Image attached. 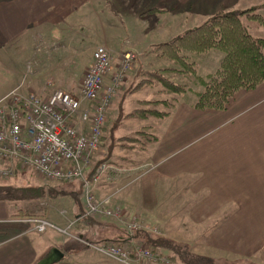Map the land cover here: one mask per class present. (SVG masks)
<instances>
[{
  "label": "rangeland",
  "instance_id": "1",
  "mask_svg": "<svg viewBox=\"0 0 264 264\" xmlns=\"http://www.w3.org/2000/svg\"><path fill=\"white\" fill-rule=\"evenodd\" d=\"M62 2L63 10H66L70 0ZM234 3L237 2L87 0L79 18L71 20L73 30L70 33L72 38H68L71 41L69 44L66 37L61 38V45L58 41L56 45L48 42L40 44L38 49L41 53L45 50L47 54L42 65L43 71L35 75L33 68L26 66L28 69L23 68L17 83H25L32 91L44 86L45 95L58 89L76 91L97 46H103L111 58V70L104 76L98 94L99 99L103 96L107 99L99 142L93 151L94 156L104 147L108 156L103 163L107 170L94 183L100 184L101 190L92 191L95 200L109 199L111 213L85 215L84 203L80 212L83 190H79L76 181L71 182L76 188L70 190L66 187L67 183L43 182L44 186L37 192L40 197L32 195L34 203L25 205L29 212H21L18 207L14 214L21 218H42L48 224L41 233L31 230L33 236L53 241L56 245L70 240L62 247L66 255L78 249L90 259H108L109 263L118 264H172L175 260L201 264L195 255L203 252L207 256L206 253L213 251L205 245L221 247L223 252L234 255V222L225 223L222 220L229 217L226 214L231 212L230 218L234 219V201L230 200L234 193L209 194L208 191L198 190V184L194 183L191 184L190 192L178 191L174 187V178L159 171L165 155L149 159L150 148L167 133V124L173 116L174 107L179 104L181 107L189 105L198 109L195 107L198 95L203 92L204 83L218 69L224 57V51L218 48L200 51L178 48L174 52L165 49L162 44L199 28L218 13L236 11ZM248 9L252 11L241 17L248 33L254 38H264V6ZM125 54L129 55L128 59H124ZM27 93L40 97L30 90L19 94ZM45 95L43 99L49 96ZM175 113L173 118H180L178 112ZM215 132L212 130L209 136H214ZM155 150L156 155H161V146ZM5 183L9 181L5 180ZM18 183H14V186ZM13 188L9 189L15 191ZM142 188L148 199L141 200L138 196ZM9 189L3 192L9 200L14 201L15 194ZM183 195L186 196L182 200ZM183 203L189 205L184 206ZM25 212L29 215L24 216ZM77 215L83 221L76 223ZM92 217L117 224L124 230L125 236L122 238H126V242L98 238L96 232L99 228L92 225L95 221ZM219 228H223V239L210 235V232H216ZM78 233L83 234L82 238L77 237ZM256 245L260 243L254 242L250 250ZM105 249H119L125 255L118 258L113 253L102 252ZM139 252L143 254L139 256ZM232 262L223 260L214 263L252 264ZM205 264H211L210 260H206Z\"/></svg>",
  "mask_w": 264,
  "mask_h": 264
},
{
  "label": "crops",
  "instance_id": "2",
  "mask_svg": "<svg viewBox=\"0 0 264 264\" xmlns=\"http://www.w3.org/2000/svg\"><path fill=\"white\" fill-rule=\"evenodd\" d=\"M80 1L70 0L69 7L63 10L62 0H0V100L17 89L21 94L30 90L41 98H45L42 97L46 94L43 92L44 86L32 91L28 85L25 86V83L22 85L20 82L17 83L18 78L23 68L28 69L26 66L33 68L35 75L43 71L42 65L47 54L45 50L41 53L38 49L41 43L48 42L56 45L58 41L61 45V38L66 37L67 40L72 38L71 20L79 18L87 2V0L83 3ZM234 2H237L234 3V10L264 6V0H234ZM70 42L69 40L67 44ZM77 90L68 92L76 94ZM87 105L83 102L79 112ZM175 111L180 118H173ZM171 115L173 116L167 124V133L150 148L149 159L161 158L165 155L159 171L171 176L169 178H174V187L178 191L190 192L191 184L194 183L198 184V190L208 191L209 194L212 192L234 193L230 198L234 201V219L230 218L232 212L226 214L230 215L229 217L222 219L225 223L234 222V255L228 251L223 252L221 247L205 245L213 251L206 253L207 256L203 252L198 253L199 255L195 252L197 254L195 256L204 257L210 260L211 264L223 260L233 261L232 263L242 261L264 264V81L252 89L235 92L222 110H201L189 105L181 107L178 104ZM71 123L84 131L87 130V123L82 124L75 117L72 118ZM212 130L216 132L210 137ZM157 146L162 147L161 155L155 153ZM107 156L104 147L93 156L91 166L85 173L89 181L96 165L103 163ZM2 166L3 164L0 163V167ZM0 179V187H15L13 189H18L17 191L41 188L44 186L43 182L63 183L47 181L30 168L19 167L15 168L13 176ZM5 180L9 183H5ZM75 181L81 191V183ZM17 182H19L18 185L14 186ZM67 185H70L66 186L68 190L76 188L71 182ZM90 186L94 192L101 190L100 184L95 185L90 182ZM30 192H15L14 201L9 200L8 197L0 199V264H38L51 247H57L64 254L63 259L54 264H118L109 263L108 259H105L106 261L90 259L85 252L78 249L66 255L62 247L70 240L56 245L53 241L33 236L31 226L26 222L29 218L14 215L18 207L21 212L28 209L26 206L34 200ZM139 195L141 200L148 199L143 188ZM185 196H182V200ZM188 205L189 203L186 206ZM80 207L81 212L82 198ZM92 218L95 220L92 225L99 228L96 232L98 238L110 241L119 239L126 242V238H122L125 232L117 224L100 217ZM75 221L78 223L83 220H80L77 215ZM222 231L223 228H219L216 232H210V235L216 239H223ZM77 237L81 238L82 235L78 233ZM254 242L260 243L259 246L254 247V249L258 248L256 251L250 250ZM183 246H185L184 243ZM172 264L188 263L175 260Z\"/></svg>",
  "mask_w": 264,
  "mask_h": 264
},
{
  "label": "built area",
  "instance_id": "3",
  "mask_svg": "<svg viewBox=\"0 0 264 264\" xmlns=\"http://www.w3.org/2000/svg\"><path fill=\"white\" fill-rule=\"evenodd\" d=\"M128 58L129 55L125 54L124 59ZM110 70L108 52L103 46H97L76 94L58 89L43 99L32 93L21 95L13 90L0 100V163L3 164L0 178L13 176L15 168L19 167L30 168L47 181L70 183L77 180L83 190L85 215H110L109 199H93L90 186V182L94 184L106 170V165L99 164L90 181L85 176L104 123L107 98L99 99L98 94L103 78ZM82 102L88 105L79 112ZM73 117L82 124L87 123V130L74 126L71 123ZM26 222L32 225V231L38 233L48 226L42 218ZM103 251L118 258L125 255L119 249ZM142 254L139 252V256Z\"/></svg>",
  "mask_w": 264,
  "mask_h": 264
},
{
  "label": "trees",
  "instance_id": "4",
  "mask_svg": "<svg viewBox=\"0 0 264 264\" xmlns=\"http://www.w3.org/2000/svg\"><path fill=\"white\" fill-rule=\"evenodd\" d=\"M250 11L252 10L244 9L218 13L199 28L189 30L162 44V47L174 52L178 48L185 51L218 48L224 51L218 69L204 83L205 88L198 95L196 108L222 110L235 92L252 89L264 81V38L252 37L241 20V17L248 15ZM41 188L19 189V191H31V196H40L37 192L41 191ZM5 189L9 188L0 187V199L6 197L3 192ZM17 190L11 192L19 193ZM23 215L29 214L25 212ZM30 216L35 217V215ZM79 234L83 236L82 233ZM197 260L205 264L207 259L200 257Z\"/></svg>",
  "mask_w": 264,
  "mask_h": 264
},
{
  "label": "water",
  "instance_id": "5",
  "mask_svg": "<svg viewBox=\"0 0 264 264\" xmlns=\"http://www.w3.org/2000/svg\"><path fill=\"white\" fill-rule=\"evenodd\" d=\"M63 252L57 247H51L46 254L38 261V264H54L63 259Z\"/></svg>",
  "mask_w": 264,
  "mask_h": 264
}]
</instances>
